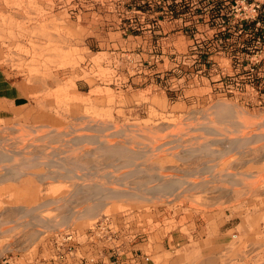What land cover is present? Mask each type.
Listing matches in <instances>:
<instances>
[{
	"label": "rangeland",
	"instance_id": "1",
	"mask_svg": "<svg viewBox=\"0 0 264 264\" xmlns=\"http://www.w3.org/2000/svg\"><path fill=\"white\" fill-rule=\"evenodd\" d=\"M90 1H0V67L22 79L33 102L0 118V151L15 154L0 161V173L28 160L38 165L26 170L43 175L0 180V263L20 255L21 264H54L58 245L115 260L125 230L205 223L224 233L219 258L227 264H264V34L243 26L241 0H178L172 21L154 10L138 20L123 0L110 10L86 7ZM217 102L233 114L220 117ZM77 136L83 142L71 143ZM237 136L252 141L233 149ZM206 141L211 153L202 151ZM110 144L141 153L126 162L106 152ZM63 160L83 177L60 175ZM48 172L59 175L43 180ZM179 178L186 182L174 191L152 188ZM97 183L105 192L143 189L151 200L105 198L91 214L87 207L101 199ZM86 187L90 195L78 190ZM97 258L89 253L87 264Z\"/></svg>",
	"mask_w": 264,
	"mask_h": 264
},
{
	"label": "crops",
	"instance_id": "2",
	"mask_svg": "<svg viewBox=\"0 0 264 264\" xmlns=\"http://www.w3.org/2000/svg\"><path fill=\"white\" fill-rule=\"evenodd\" d=\"M86 5L88 8L104 5L110 10L115 2L96 0ZM160 23L164 22L161 20ZM111 32L113 30H106V38L109 39ZM130 36L133 40H143L142 34H129ZM156 36L160 37V35ZM32 106L29 89L22 79L0 67V118L17 117L23 110ZM226 244V237L221 233V229L210 228L205 223L200 227L189 223L185 230L177 227L162 233L149 231L133 235L125 230L123 244L114 256L115 260L110 257L111 253L106 252L104 255L100 253L97 258L98 251H90L83 252V255L74 253V255L57 256L58 259H54V264H87L86 257L89 253L95 254L97 258L95 264H227L224 259L219 258V253L225 250ZM15 258L21 264L24 257L19 255ZM38 260L40 262L29 258L25 264H52L44 258Z\"/></svg>",
	"mask_w": 264,
	"mask_h": 264
},
{
	"label": "bare ground",
	"instance_id": "3",
	"mask_svg": "<svg viewBox=\"0 0 264 264\" xmlns=\"http://www.w3.org/2000/svg\"><path fill=\"white\" fill-rule=\"evenodd\" d=\"M225 102H227V101H225ZM225 102L224 103H221V102H217V105L216 106H218V111H219V114H217V115H219L220 117H227V115L229 116L232 112H231V108H230V110H229V108H227V106H229V105H225ZM220 103V104H219ZM228 103H230V102H228ZM219 104V105H218ZM232 105V104H231ZM233 106V105H232ZM233 110H235L234 108H232V111ZM211 111V110H210ZM217 112V111H216ZM233 114V113H232ZM213 116V115H212ZM102 124V123H101ZM90 125V124H89ZM210 125V124H209ZM102 126V125H101ZM100 125H99V127H101ZM90 127H92V126H90ZM209 127V129L213 132L214 130H216V128H214V127H212V126H208ZM237 128V127H236ZM214 129V130H213ZM55 130V129H54ZM218 130H216V131H214V133L216 134V133H218L217 132ZM229 131V130H228ZM230 131H232V130H230ZM211 132V133H212ZM223 132H225V131H223ZM222 132V133H223ZM234 132V131H233ZM214 133H212V134H214ZM232 133V132H231ZM220 135H221V133H219ZM227 134V133H226ZM225 135V134H224ZM261 135H264V134H261ZM226 136V135H225ZM239 136V135H238ZM237 136V137H238ZM242 136V135H241ZM89 137V136H88ZM88 137H86L87 139H88ZM85 138V136H83L82 138H81V136H77L76 138H72V142L71 143H73V142H75V143H77V142H79L80 143V141L81 142H83V140L82 139H84ZM226 138V137H225ZM225 138H224V140H225ZM227 138H228V136H227ZM87 139H86V141H87ZM95 139V138H94ZM66 140V139H65ZM90 140H93V139H90ZM211 140H213V139H211ZM211 140H209V141H211ZM216 140V139H215ZM218 140V139H217ZM217 140L215 141V143L217 142ZM224 140H222V141H224ZM249 140H251V138L250 139H246V138H240V137H238V138H233V139H231L230 140V142H229V145L231 146V147H233V149H235L234 147H238V146H241L242 147V145H244L245 143H247ZM85 141V140H84ZM208 141V142H209ZM252 141V140H251ZM69 141H67V143H70ZM92 141H90V143H91ZM103 142V141H102ZM123 142H125V141H123ZM207 141L205 142V144L203 143L202 145L203 146H205V147H203V150H202V147H200L199 149H197V148H191V150L189 151V152H194V154H195V149L197 150V151H204V150H208V152L209 153H211L210 152V143L209 144H207L208 143ZM212 142H214V140L213 141H211V143ZM70 143V144H71ZM75 143H73V144H75ZM85 143H87V142H85ZM89 143V142H88ZM92 143H94V142H92ZM96 143V142H95ZM98 143V142H97ZM250 143V142H249ZM99 144V143H98ZM104 144V143H103ZM76 145H80V144H76ZM91 145V144H90ZM100 145V144H99ZM228 145V146H229ZM251 145V144H250ZM75 146V145H74ZM101 146H103V147H101ZM101 146H99V147H101V149L102 148H104V145H101ZM107 146H108V144H107ZM110 146L111 147H106V152L108 153V154H110V155H116V156H126V157H124L125 158V161L127 162V161H135L134 159L136 158H138V156H139V153H141V152H138V151H132V150H130V152H127V151H129V149L128 148H125V146H123V145H111L110 144ZM249 146V145H248ZM199 147V146H198ZM252 147V146H251ZM228 148H230V147H228ZM240 148V147H239ZM250 148V147H249ZM128 149V150H127ZM193 149V150H192ZM231 150V149H230ZM230 150H229V153H230ZM237 150H239L238 148H237ZM144 153H146L147 151H143ZM188 152V153H189ZM205 153H206V151H204ZM203 152V153H204ZM207 152V153H208ZM240 152V151H239ZM149 153V152H148ZM147 154V153H146ZM13 155H15V154H10V153H8L7 151H5V150H1L0 151V161H5V160H10L12 157H13ZM15 158V157H14ZM36 158V157H35ZM13 160V159H12ZM32 160V159H31ZM36 160V159H35ZM38 160H40L39 158H38ZM42 160V159H41ZM55 160V159H54ZM22 161V160H21ZM28 161V160H27ZM26 161V163L24 162L23 164H20V165H14V166H12V167H7V165H4V166H6V167H4L5 169L7 168V172H5V173H0V180H6V179H9V178H18V177H21L22 175H24V174H28L29 172L30 173H33V175H35L36 174V176H39L40 178L41 177H43V175L41 174V173H38V172H35V171H27L26 170V167H31V165H34L35 166V164L36 165H38L37 163H35V164H33V162L32 161H28L27 162ZM43 161V160H42ZM56 161H58V160H56ZM55 161V162H56ZM62 161V160H61ZM61 161L59 160V162H60V164H61ZM9 162V161H8ZM7 162V163H8ZM10 162H11V160H10ZM9 162V163H10ZM36 162H38V161H36ZM41 161H39V163H40ZM51 162H53V161H51ZM6 163V162H5ZM21 163V162H20ZM63 166H65V168H67V172L66 173H64V174H60V175H62V176H67V177H69L68 178V180L70 179V177H72L73 179H76V181H77V178L76 177H83L82 175H80V174H78L77 173V170L75 169V168H77V167H75L74 165H67V164H69L68 163V161H66V160H63ZM42 164H46L45 162L44 163H42ZM50 164L51 163H49L48 164V162H47V165H49V167H51L50 166ZM52 165V164H51ZM3 166V165H2ZM134 166V165H133ZM0 168H3V167H0ZM51 171V170H50ZM140 171V170H139ZM51 172H54V171H51ZM55 172H57L58 173V171H55ZM54 172V173H55ZM35 173V174H34ZM49 174V172H48V174L47 175H44V178H43V180H45V176L47 177V176H50V177H52V178H54V179H56V177H53V176H57V175H59V174ZM46 174V173H45ZM244 175V174H243ZM73 176H75V178L73 177ZM227 176V175H226ZM248 176H250V174L248 175ZM247 176V177H248ZM49 177V178H50ZM229 177V176H228ZM257 177V176H256ZM48 178V177H47ZM51 178V180H53ZM63 178V177H62ZM61 178V179H62ZM66 178V177H65ZM72 178H71V180H72ZM216 178H217V175H216ZM59 179V178H58ZM81 179V178H80ZM83 179V178H82ZM82 179H81V181H82ZM84 179H85V177H84ZM83 179V180H84ZM180 179V180H179ZM179 179H173V181H169V182H166V183H164V184H161V185H158V186H153L152 188H153V190H154V192L156 191V192H169V191H174L179 185H181L182 183H185L186 181H184V178H182L183 180H181V178H179ZM13 180V179H12ZM49 180V179H48ZM66 180V179H65ZM23 181L26 183V181H33L32 180V178L30 177V176H26V178H23ZM79 181V180H78ZM117 181V180H116ZM163 181V180H162ZM97 184H99L98 186H95L96 188V190H97V192H99V193H101V199L100 200H98V202H96V203H94V205L93 206H90L89 208L87 207V212H90L91 214H92V212H94V211H96V210H100V209H102V207L104 206V204H105V202H104V204H103V200H105V198L107 199H110V197H121V196H125L126 197V195H128V196H134V197H136V198H140V199H147V200H151V198L148 196L147 197V193H146V191H142L143 189H137V190H134V191H129V189L127 190H122V189H114V190H111L110 192H105L104 190H106L105 189V187H103V186H105V185H103L102 186V184H104V183H97ZM101 184V185H100ZM155 184V183H154ZM87 185V184H86ZM185 185V184H184ZM89 186V185H88ZM91 186V185H90ZM93 185H92V187H94ZM102 186V187H101ZM149 185H146V187L145 188H151L150 186L148 187ZM98 187V188H97ZM84 188V187H83ZM88 187H86L85 189H87ZM117 188V187H116ZM78 189V188H77ZM90 189V190H89ZM108 189H111V188H107V191H108ZM79 190V192L82 190V192L84 193V194H87V195H90V192H91V188H88V190L86 191V190H84L83 191V189L81 188V189H78ZM92 190H94V188H92ZM152 190V191H153ZM81 192V193H82ZM93 193V192H92ZM79 195H80V193H79ZM83 195V194H82ZM98 195V194H97ZM100 195V194H99ZM84 196V195H83ZM154 196V195H153ZM161 196V195H160ZM86 197V196H85ZM88 197V196H87ZM99 197V196H98ZM97 197V198H98ZM91 198V197H90ZM122 198V197H121ZM128 198V197H127ZM153 198V197H152ZM154 198H157V197H154ZM63 199V198H62ZM61 199V200H62ZM66 201H67V199L66 198H64ZM63 199V200H64ZM92 199V198H91ZM94 200H95V198H94ZM146 200V201H147ZM154 200V199H153ZM141 201H143V200H141ZM145 201V200H144ZM55 202V201H54ZM56 202H58L57 200H56ZM55 202V203H56ZM47 203H49V201L47 202ZM46 203V204H47ZM45 204V203H44ZM50 204H52V202L50 203ZM44 206H46V205H44ZM29 209V208H28ZM27 210V209H26ZM34 210H35V208H34ZM37 210V209H36ZM33 211V210H32ZM25 212H27V211H25ZM28 212H29V210H28ZM27 212V213H28ZM86 212V211H85ZM31 213V212H30ZM33 213V212H32ZM36 213V212H35ZM34 214V213H33ZM37 215V214H36ZM35 216V215H34ZM41 220H43V219H41ZM35 221V220H34ZM45 223V222H44ZM43 223V224H44ZM41 224H42V222H41ZM47 224V223H46ZM1 230V229H0ZM4 231V230H3Z\"/></svg>",
	"mask_w": 264,
	"mask_h": 264
},
{
	"label": "built area",
	"instance_id": "4",
	"mask_svg": "<svg viewBox=\"0 0 264 264\" xmlns=\"http://www.w3.org/2000/svg\"><path fill=\"white\" fill-rule=\"evenodd\" d=\"M126 1V6L129 8L130 12L133 11V13L136 11L138 15V20L144 16V14L153 11L155 13H161V12H166L168 14V19L173 20V10L175 7L179 6L180 2L178 0H175L176 4H173L172 0H123L125 3ZM184 2V4H189V0H181ZM242 4L241 6H238L237 9V14L241 15L240 19L241 20H255L256 24H260L262 21L260 19V14L264 11V6L262 2H259L257 0L253 1H246V0H241ZM130 21L133 22L135 20L134 16L129 15ZM137 19V18H136ZM136 20L138 23L139 21ZM160 20L157 18V22ZM150 23V21H148ZM237 235L235 234L234 237ZM68 239L72 238V234H69L67 236ZM62 245L57 246V256H61L63 254H71L74 252L72 246H69L68 249H66L65 252H61ZM64 249V247H63ZM0 264H19L16 259L12 256L6 255L4 260Z\"/></svg>",
	"mask_w": 264,
	"mask_h": 264
},
{
	"label": "trees",
	"instance_id": "5",
	"mask_svg": "<svg viewBox=\"0 0 264 264\" xmlns=\"http://www.w3.org/2000/svg\"><path fill=\"white\" fill-rule=\"evenodd\" d=\"M173 4H176L177 2L175 0H172ZM226 18H223V20H225ZM261 21L263 22V26H256V21L255 20H243L241 23L243 24V26H247L251 31L257 32L258 31V36H260L261 34H264V15H262V17L260 16ZM255 40V39H254ZM248 46H245V48L247 49ZM261 63H259L258 65H260ZM256 67V66H255ZM253 74L256 76V78H260L261 76H259V74H257L256 72H250V74ZM259 82V81H258ZM260 82L257 83V86L260 87Z\"/></svg>",
	"mask_w": 264,
	"mask_h": 264
}]
</instances>
